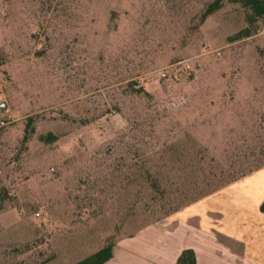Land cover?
Here are the masks:
<instances>
[{
	"label": "rangeland",
	"instance_id": "374dc122",
	"mask_svg": "<svg viewBox=\"0 0 264 264\" xmlns=\"http://www.w3.org/2000/svg\"><path fill=\"white\" fill-rule=\"evenodd\" d=\"M212 1L0 0V95L17 114L0 128V264L152 236L264 166V17L221 0L203 21Z\"/></svg>",
	"mask_w": 264,
	"mask_h": 264
},
{
	"label": "crops",
	"instance_id": "0c3cea01",
	"mask_svg": "<svg viewBox=\"0 0 264 264\" xmlns=\"http://www.w3.org/2000/svg\"><path fill=\"white\" fill-rule=\"evenodd\" d=\"M264 166L159 220L152 236L117 242L103 264H176L186 248L197 264H264Z\"/></svg>",
	"mask_w": 264,
	"mask_h": 264
},
{
	"label": "trees",
	"instance_id": "16d2710c",
	"mask_svg": "<svg viewBox=\"0 0 264 264\" xmlns=\"http://www.w3.org/2000/svg\"><path fill=\"white\" fill-rule=\"evenodd\" d=\"M233 1H240L245 6H248L252 9L253 14L251 15V18H250L251 22H254L258 18L264 17V0H233ZM221 4H222L221 0H214V1L210 2L202 14V20L203 21L206 20L209 15L213 14L215 11L220 9ZM252 34H253V30L249 27H246L245 29L239 31L233 37V39H240L243 37H248ZM29 120H30V122L28 123V126L26 128V132H25V135L23 138L24 143H27L30 139V136L35 132V128L32 126L33 118L30 117ZM40 139L44 142L51 143V142L56 141L58 139V136L53 132H49L47 134L41 135ZM156 182H157V180H156ZM193 201H195V200H193ZM193 201H191V202H193ZM191 202H189V203H191ZM1 209L2 208H0V210ZM178 209H176V210H178ZM261 209L264 211V202L261 205ZM114 246H115V243L110 242L107 245L103 246L97 252L92 253L91 255L83 258L82 260L78 261L75 264H103L113 257ZM176 264H197V258H196L195 251L192 248L184 249L182 251V253L180 254Z\"/></svg>",
	"mask_w": 264,
	"mask_h": 264
},
{
	"label": "built area",
	"instance_id": "2783aa9c",
	"mask_svg": "<svg viewBox=\"0 0 264 264\" xmlns=\"http://www.w3.org/2000/svg\"><path fill=\"white\" fill-rule=\"evenodd\" d=\"M169 71L162 73L163 77H167ZM17 120V114L10 107L8 99L4 95H0V128Z\"/></svg>",
	"mask_w": 264,
	"mask_h": 264
}]
</instances>
